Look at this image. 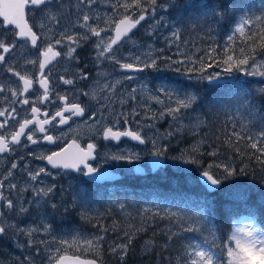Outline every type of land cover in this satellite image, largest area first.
I'll use <instances>...</instances> for the list:
<instances>
[{
	"label": "snow or ice",
	"instance_id": "obj_1",
	"mask_svg": "<svg viewBox=\"0 0 264 264\" xmlns=\"http://www.w3.org/2000/svg\"><path fill=\"white\" fill-rule=\"evenodd\" d=\"M96 4L97 0H0V17H3V20H0V26L5 22L8 25H14V28L0 30V65H5L4 70L18 78L17 88H13L7 83H0V94L10 93V96L5 97V101L9 103V108L0 110V118H3L0 121V130L8 128L9 120L16 121L18 125V130L15 132L9 131L7 137L0 133V153L15 151V148L10 147V145L26 148L29 143L32 145L43 142L49 144L57 143L59 138H54L48 134L45 125L51 124L57 118H59V124H68L73 117H83L87 109L89 110L88 118L93 121L99 122L97 117L103 119L106 112L111 117V126H102V138L104 140L119 142L122 137H129L140 144H151L153 151L150 154L155 157L153 163H158L159 157L164 156L166 153V148L160 143L161 141L167 142L177 137L185 138L191 136L194 143L185 150L190 154L185 161L186 163H200L197 157L201 155H208L213 158L218 157L221 155L223 148H229L233 152L241 154L239 142L243 140L248 149L251 150L250 153H243V155L254 158L261 166V171H264V126L261 127L256 135H252L250 131L245 133L243 128L239 132L233 130L230 133H224L223 130H220V134L205 131L206 128L210 129L211 125L202 114L196 113L198 96L195 94L169 89L164 86L155 89L158 94H152L146 85H140V91L148 93L147 98L160 105V108L154 109L151 105H147L143 113L136 108H131L128 111H117L113 107L117 86L122 85L123 81L134 79V77L124 75L122 79L109 80L112 73L102 68L106 61L117 65L122 70L137 72H142L146 69L160 71L159 61L161 59L170 61L171 64H183L185 61L173 60L171 56L154 57L151 51L144 53L143 59L140 55H132L131 58L138 62L137 64L123 62L121 59L122 53L119 47L121 42L127 44L128 41H131L133 46L137 44V41L129 33L136 29L141 22L146 21L149 8L144 5H148L154 14L155 8L159 6L158 0H115L111 4V8L115 9L117 13L121 9L125 13L131 9L139 12L138 18L135 20L132 19L131 15H124L118 23L104 21L94 11L93 6ZM26 8L29 13L33 14L32 26H29L25 21ZM101 23L108 24L114 30L115 35H107L108 29L101 27ZM257 23L264 24V16H256L254 19L242 18L235 32L245 37V42L259 36V47L264 49V27L259 32L251 35H246L245 33L246 25ZM33 27L37 31H33ZM38 31L42 32V35H38ZM7 32L13 33L15 37L11 43L7 41L5 34ZM102 33H104V36H102ZM152 34L148 33V35ZM92 37L97 39L91 45L95 49V53L91 57L90 70L88 65L83 68L78 66L79 57L76 53ZM172 37L175 40L180 38L177 32H173ZM228 39L232 40L233 37L229 36ZM38 41H42V44L38 45ZM57 45L62 46L67 62L76 65L71 72V78H65L63 75L59 77L60 83L71 86L64 95L57 91L55 82L50 88L49 77L51 76V69H49L47 74L45 73V69L52 64V61L56 57L61 56L60 51H54ZM42 46L43 51H40L39 49ZM114 46L117 47L114 48ZM18 47L19 49L27 48L29 53L36 57L27 59L26 63L33 67H38L39 75L36 78V84L38 89H43L42 94L39 93L38 89H33L34 81L29 73L25 72L22 74L21 71L16 70L13 63L6 61L5 54L13 53V50ZM148 47L151 48V45H148ZM177 48H179V45H177ZM158 51L162 53L164 49H159ZM213 51L215 49L207 53L208 57H211ZM239 52L241 54L240 57H236L234 53L226 55V58L222 61L226 65L225 72L231 73L234 70H239L245 71L248 75L264 77V71L259 70L264 65L255 64L257 45H250L249 52L252 53L251 56L245 53L244 48H240ZM179 54L190 60L191 67L187 69L189 75L192 72H199V79L201 80L211 82L219 79L218 73L207 76L203 74L207 67H212L211 63L206 65L202 58L196 60L187 57L185 53ZM11 59L15 61V54L12 55ZM250 59L254 70L248 72L245 66H249ZM171 64L167 65V67L171 68ZM171 70L181 71L179 67ZM20 82H22V86H20ZM84 82H88L90 85L88 91L77 87L79 83ZM30 90H32V94L35 97L31 101L30 111L32 117L17 120L19 113L16 105L27 106L30 104V99L26 96ZM261 91L264 92V89H261ZM136 93L137 89L132 88L128 93L129 99L135 101L137 99ZM53 94L56 101H64V104L58 106L59 110L54 112L51 119L47 118L48 112L45 111L43 113L45 119L40 120L38 117L41 109L36 104L43 102H48L49 105L54 104L55 101L50 99ZM69 95L72 98L71 103L68 102ZM161 95H163L164 99H161ZM81 96L88 98L83 107L80 102ZM127 103V100H119L121 108ZM242 103L248 107L250 114H254V105L250 101L245 98ZM97 108L99 111H97ZM65 113L69 115L66 116ZM140 116H143L144 123L136 120V117ZM130 120H136L137 131L113 130L121 122L127 125ZM165 120L168 121V127L163 133H160L157 124ZM186 120L188 121L187 123H185ZM262 124H264V120H262ZM30 126L33 127L30 128ZM145 128L154 130L151 137L147 133L141 135ZM234 128L235 126H233ZM36 133L43 135L36 137ZM21 137L25 138L23 143ZM197 137L200 138L197 139ZM212 139L223 140V144L213 147ZM72 146L78 149L74 153H70L68 148H63L58 152L52 151L51 154L29 152L28 155L35 160L46 161L47 165H50L52 169L63 170L65 173L74 170L94 180L100 177V175H96L99 170L88 162L91 159H95L93 152L96 145L88 144L87 150H85L79 148L73 141ZM205 148L208 149L206 152L203 151ZM184 155L185 153H181V157H184ZM109 158L113 161H128L131 163L140 160L141 156L138 153L124 152L121 154H110ZM21 159L24 158L21 157ZM20 167L19 164L12 163L7 174L3 179H0V238L8 236L9 233L16 236H24L26 243L17 244L18 247L36 248L37 245H43V250L46 252L52 243L69 244L67 240L56 241L53 239V241H47L35 239L41 233L52 235L53 224L49 216L61 207L67 212L69 211V206L56 201L58 186L55 183H46L44 180V177L51 178L53 176L52 171L47 167L38 166L33 168L25 161L23 164L25 185L21 187L19 184L11 182L14 177L12 170H17ZM213 168L223 169L225 179L246 172V168L237 169L231 164L213 163L209 165L208 170L202 172L203 177L212 186L221 184V179L212 172ZM6 192L8 194H5ZM12 192L16 193L15 199L11 196ZM72 207H76L75 201L72 202ZM80 207L83 208L84 204L81 203ZM120 207L124 209L125 206L121 205ZM32 216L39 219V223L36 226L21 225L25 217ZM140 216L142 220L140 226L130 225L129 229L123 231L121 241H114L109 247L110 252L117 257L120 264H126V259L130 250L133 249V244L137 237L141 233L147 232L149 227L155 226L162 221H166V225L160 228L158 233H153L154 237L159 235L162 238V242L158 243L153 238L147 239L142 247L144 255L153 254L157 250L169 253L175 251L176 256L174 258L170 256L168 264H264V231L245 225L230 231V234L218 235L220 230L212 224L202 211L194 212L190 210L181 213L170 208L157 209L155 211L146 208ZM13 219L15 222H10ZM81 219L92 223L94 218L84 212L81 214ZM116 223V221L113 222V231H115ZM97 226L100 227L102 233L106 234L109 231L107 227ZM185 234L194 235L191 239H187ZM182 237H185L184 242L181 243L180 248H176L174 241L180 242ZM104 240V235H95L91 239H85L84 242L89 247L100 248L103 246ZM71 243L76 244L78 241L72 240ZM37 250L39 251V249ZM60 251V248L56 249L57 254ZM225 253L226 259L224 258ZM26 259L28 264H34L32 257L29 256ZM47 259L49 264H64L68 257L49 254ZM79 264H84V262H79ZM88 264H96V261H89Z\"/></svg>",
	"mask_w": 264,
	"mask_h": 264
},
{
	"label": "flooded vegetation",
	"instance_id": "obj_2",
	"mask_svg": "<svg viewBox=\"0 0 264 264\" xmlns=\"http://www.w3.org/2000/svg\"><path fill=\"white\" fill-rule=\"evenodd\" d=\"M104 0H97V4L94 5L100 10L108 9L109 13H114L115 16V22L118 23L120 19L124 17V15H131L132 19L135 20L138 18L139 12L135 9L129 10L127 13H123L120 15V13H117L115 9L111 8V3L103 2ZM167 0H160L159 2L161 5H164ZM115 2V0H114ZM199 5H197V13L194 15L193 19L195 24H192V27L194 30H190L189 33L183 34L179 32V40H175L172 36L168 35H148L149 29L151 27V21L150 16L151 14L147 13V19L144 22H141L140 25L137 26L136 29H133L131 33H129L130 36L133 37L137 41L136 46H133L131 41H128L127 44H124L121 42L119 45L120 52L122 53L121 59L123 62L128 63H134L137 64L138 62L134 61L131 56L132 55H140L141 58H144V53H147L149 51L152 52V55L155 56H169L168 52V45H170V48L176 50L181 49L182 47L186 48V52L190 51L193 53V55H189L187 57L191 59H201L200 55L202 53H208L210 50L215 49V39L213 40L212 37L215 36L216 32H221L220 28V15L218 8L215 7L216 1L215 0H202V3L199 2ZM230 4V3H229ZM207 6V8H204ZM0 20H3V17H0ZM25 21L29 26L33 25V14L28 12V9H25ZM155 22V21H154ZM161 27V26H160ZM14 28V25H8L6 22L0 26V30L3 29H10ZM217 28L219 30H217ZM33 31H37L35 27H33ZM109 36H114L115 32L112 29H108L107 33ZM164 32V31H163ZM7 36V41L11 43L15 37L13 33L7 32L5 33ZM38 35H42V32L38 31ZM102 36H104V33H102ZM97 38L92 37V39L84 45V47L77 50L76 55L79 57V67L83 68L85 65H88L91 70V57L95 53V49L91 46L92 42L96 40ZM196 39L204 40L206 39L205 44H200L196 41ZM54 43V41H53ZM151 43H156L158 45L157 48H149L148 45H151ZM181 43H184L181 45ZM42 41H38V45H41ZM177 45H179V48H177ZM199 47V54H197L193 47ZM117 46H114V48ZM164 49V51L161 53L158 50ZM40 51H43V46L40 47ZM153 50H155L153 52ZM54 51H60L61 56L56 57L55 60L52 61V64H50L46 69L45 73L47 74L49 69H51V76L49 77L50 82V88L53 86V82H55V87L57 88V91L64 95L68 90L71 88V86L63 85L59 82V77L63 75L65 78H71V72L75 69L76 65L70 64L67 62L66 58L64 57V53L62 50V46L57 45L54 48ZM215 52V51H213ZM15 54L16 59L13 61L11 59L12 55ZM6 55V61L13 63L16 70L21 71L22 74L25 72L29 73L31 78L33 79V89H38V85L36 84V78L39 75L38 67H33L32 65H28L26 63L27 59H34L36 58L34 55H31L29 53V50L27 48L25 49H17L13 50V53L5 54ZM42 59V58H41ZM185 61V65H188L189 59L182 58ZM171 64L170 61H165L161 59L159 61L160 69H166L169 72L174 70L176 67H179L182 64H173L171 68H168L167 65ZM189 65H191L189 63ZM5 65H0V83H7L9 86L13 88H17V80L18 78L12 76L10 73H7L5 70ZM103 70L111 72L112 75L109 77V80L114 79H122L124 75H130L132 77H138V76H146L150 83L153 81H160L165 77V75L156 77L153 74L152 69H146L142 72H137L133 70H122L117 65L112 64L110 62H105V64L102 66ZM183 69V67H181ZM94 73V70H93ZM180 75L183 74H189L187 70L185 72H179ZM188 82L189 80L186 79ZM137 84L136 79L123 81L122 85L117 86L116 90V96L114 97V104L113 107L117 110V108H121V105L119 104V100H124V98H121V92H127L130 90V88L134 87ZM204 88L201 90L198 88V104L200 101H210L213 97V88L214 84H211L210 81L203 82L202 83ZM20 86H22V82H20ZM78 88L83 89L84 91H88L90 89V85L88 82L79 83L77 85ZM206 88H209L206 90ZM39 93L42 94L43 89H38ZM190 93V91H188ZM201 92V93H200ZM210 92V93H209ZM206 94V95H205ZM10 96V93L5 92L0 94V110L4 108H9V103L5 101V97ZM26 96L30 99V104L27 106L17 104V112L19 115L17 116V120H21V118H31L32 114L30 111V108L32 106L31 101L35 99V97L32 94V90ZM126 96V95H125ZM206 97V98H205ZM53 101H55L54 104L49 105L48 102L43 103H37L36 106L41 109V112L39 114V119L44 120L45 117L43 113L45 111L48 112V119H51V117L54 115V112L56 110H59L60 105L64 104V101H56L54 94L50 97ZM87 97L81 96L80 102L81 106L83 107L84 104L87 102ZM69 103L72 102L71 95H69ZM147 102L145 99L142 100V103L145 104ZM94 103V102H93ZM140 103V104H142ZM196 105V107L198 106ZM137 105L136 102H133L132 108H136ZM125 108H127L126 104L124 105ZM143 109L142 106L139 110ZM88 111L86 109L85 115L83 117H73L68 124L61 125L58 123L59 118H57L55 121H52L51 124L45 125V128L47 130V133L52 135L54 138H59L57 143L49 144L47 142L39 143L37 145L28 144V147H20V146H13L10 145V147H14L15 151L10 153H0V179H3L4 176L7 174V171L10 168V165L12 163H17L21 167L17 170H12L14 172V177L12 178L13 183L19 184L21 187L25 185V176L23 173V164L25 161H27L28 165L30 167H38V166H44L47 167L50 171H52L53 176L51 178L44 177V180L46 183H55L58 186L57 189V195L55 197L57 202H62L63 204H70L69 211L65 212L63 207L59 208L54 214H51L49 218H53L54 221L53 225L56 227L55 229H69L71 227V219L72 215H81L84 213L83 211L91 210L92 205L94 204H103L104 202H128L130 200L135 199H141L139 195H142L144 197H147L149 195L150 190V184L152 182L153 176H156L159 174L161 177H166L167 175H162L163 171H167V165L164 163L162 165L161 169H158L157 171H153L150 167V159L151 155L148 156L147 161L145 160L143 156V160L133 161L129 163L128 161H113L109 158L110 154H121L124 152L128 153H135V150H137V146L142 148V146L149 145V144H140L135 140H132L129 137H122L119 142L115 140H104L102 138V131L103 127L97 128L95 125L97 124V121H93L88 118ZM97 111L99 109L97 108ZM121 111V109H119ZM65 115H69L68 113H65ZM3 118H0V121H2ZM97 120H99V117H97ZM111 120V119H110ZM103 125V126H111V123ZM33 126H30V128ZM38 127V126H37ZM18 130V125L16 124V121L9 120V126L7 129L0 130V133L4 134L6 137L8 135V132H15ZM114 131H125V130H132L137 131L138 128L135 127L133 120H130L127 125H125L123 122H121L120 125L116 126ZM27 131V130H26ZM150 132V131H149ZM43 134L36 133V137L42 136ZM142 135V133H141ZM34 137V138H36ZM10 139V137H8ZM24 137H21L22 143L24 142ZM73 141H75L76 145L79 146L81 149L87 150L88 144H95L96 148L93 152V156H95V159H91L88 162L95 168H97L99 171L98 173H101L102 176L101 180H91L88 176H84L82 173L76 172L74 170L67 171L66 173L63 170H57L52 169L50 165H47L46 161H39L35 160L33 157L29 156V152L33 153H41L44 154H51L52 151H61L63 148H68L70 153L76 152L78 149L73 145ZM74 148V149H73ZM23 157L24 159H21ZM218 157H221L218 156ZM218 158L215 157V161ZM212 160L214 161L213 157ZM164 168V169H163ZM107 172V174L104 176L102 173ZM161 173V175H160ZM109 177V178H107ZM121 179V180H120ZM7 183V182H6ZM112 188H111V187ZM199 186V185H197ZM113 190V191H112ZM112 191V192H111ZM109 192V193H108ZM5 194H8L7 192ZM118 195V196H117ZM120 195V196H119ZM11 196L13 199L16 198V193L12 192ZM29 198V197H26ZM143 200H146V198H142ZM75 201L79 206L81 203L84 204V207H72V202ZM90 209H89V206ZM59 221L57 222V218H59ZM10 222H15V220H10ZM34 216L32 217H25L21 225H34L35 223ZM72 232V231H70ZM14 243V235L12 233H9L8 236L0 238V249H4L6 245L11 246ZM40 245L39 247H41ZM38 247V248H39ZM36 249V248H34Z\"/></svg>",
	"mask_w": 264,
	"mask_h": 264
},
{
	"label": "rangeland",
	"instance_id": "obj_3",
	"mask_svg": "<svg viewBox=\"0 0 264 264\" xmlns=\"http://www.w3.org/2000/svg\"><path fill=\"white\" fill-rule=\"evenodd\" d=\"M159 1L160 0H158L159 6H157L155 8L154 14L152 13V10L148 5H144L145 7L149 8L148 14H151V16H150L151 27L149 29V32L153 33L152 34L153 36L160 35V34L163 36H165V35L172 36L173 32H177L178 34H179V32H181L183 34L189 33V31L191 30V28L190 29L188 28L189 25H191V23L195 24V22H196V21H194V19H192V15L197 13V10H196L197 5H199L198 4L199 2L202 3V0H167L164 5H161V3ZM103 2H105L107 4H108V2H110L111 4H113L114 0H104ZM93 8H94V11L98 15H100L104 21H111L112 23L115 22L114 13L110 14L108 9L100 10L95 6H93ZM243 10L245 11V9H243ZM119 13L121 15L125 12L121 9ZM244 16L245 17L240 16V20L242 18L254 19L256 16H264V0L260 1L258 3H255V2L251 3V5L248 7V9H246V13H244ZM239 23L235 26L234 31L230 32L229 34H226L224 36V38L217 37L216 35L212 37L213 40L215 39V46H217L218 49L216 50V52H212L211 57H208L207 53H202L200 55V57L202 59H204L206 65L208 63L212 64V67H207L206 71L203 74L205 76H207L209 74L218 73L219 76H223V77H227V78L231 77L233 81H237V80L248 81V80L252 79V80L257 82L259 88L264 89V77H261L259 75H256V76L248 75V74H246L245 71L234 70L231 73H228V72H225V70H224L226 65H224L222 63V61L226 58V55L234 53V55L236 57H240L241 54L239 52V49L244 48L243 46L236 45V43L234 42V41H236L235 39L237 37V32H235V29L239 26ZM255 25L260 26V23H257ZM101 27H104L106 29H111L108 24H104V23H101ZM250 29H255L254 24H251L249 26L248 30H250ZM245 32H246V29H245ZM108 34H110V33L108 32L107 35ZM229 36H232L233 39L229 40L228 39ZM196 41L200 44H205L206 39H204V40L196 39ZM183 44L184 43H181V45H183ZM151 46L154 49L158 47V45L156 43H151ZM168 47H169V49H168L169 56H171L173 60H183L182 58H185V56H182L179 53H185L186 56L193 55V53L190 52L191 50L188 51V53L186 52V48H185L186 46L182 47L181 49H176V50L170 48V45H168ZM247 47H250V45H248ZM193 49L197 54H199V47L198 46L193 47ZM257 50H258V54H256L255 64L256 65H264V51H263L264 49H261L260 47H258ZM154 51L155 50H153V52ZM245 53H247L249 56L252 55V53L247 52L246 49H245ZM189 63H190V61H188V65L187 64L185 65V62H184L180 66V69H181V67H183V69H181L180 72H185L189 67H191V65H189ZM171 66H173V64H171ZM245 67L247 68L248 72H251L254 70V66L252 65L251 59L249 62V66H245ZM259 70L264 71V67H261ZM153 74L156 77L157 76L160 77L163 75H165V77L163 79H161L160 81H153L152 83L149 82V80L147 79L146 76L134 77V79H136V81H137V84L132 88L137 89V93H136L137 99L135 101L129 99L128 93L130 92V90L132 88H130V90L127 92H121V98L122 99L124 98V100L128 101V103L126 104L127 108H125L124 106H123V108L119 107V108H117V111H119V109H121V111L130 110L132 108L133 102H136V104H139V105H137L136 109L138 111H140L141 113H143L146 110L147 105H151L154 109L160 108V105H157L153 100L147 98L148 93L140 91V85H146L147 88L149 90H151L152 94H158L155 92V89H158L161 86H164L166 88L177 89L179 91H187V92L190 91L191 94L198 95L197 89L199 88L201 90L202 88H204L202 83L208 81V80L199 79V72H192L190 74L191 78H190L189 74L180 75L179 72H176V71L169 72L166 69H162L160 71L153 70ZM186 79H188L189 81L187 82ZM231 84H233V83H231ZM208 89L209 88H206V90H208ZM143 99H145L147 101V102H145V104L142 103ZM161 99H164L163 95H161ZM242 99H243V101L245 100V98H242ZM247 101H248V99H247ZM140 103H142V104H140ZM141 106L143 109L139 110ZM114 107H115V104H114ZM247 109H248V107H246L242 102L238 106H234V108H232L230 110L231 117H232L231 122L233 124H235V126H236L235 129L238 132L241 131V129L243 128V131L245 133L250 131L252 135H256L259 130L254 129L249 123H247V121H245L246 117L242 113V112L246 111ZM110 119H111V117L106 112L104 118L103 119L99 118V120H98L99 122H97V124L95 126L97 128H100L101 126L109 123ZM136 120H139L141 123H144L143 116L136 117ZM136 120H133V122H134L135 127L138 128ZM149 122H151V121H149ZM167 122L168 121L165 120L164 122L157 124V128L159 129L160 133H163L164 130L168 127ZM187 122L188 121L186 120L185 123H187ZM214 127H219V125L214 124ZM229 128H231V127H229ZM231 130L232 129H230V132H232ZM153 131L154 130H149V129L145 128L144 132H142V135L147 133V135L149 137H151L153 135ZM210 133H212V132H210ZM197 139H199V137H197ZM220 141H223V140H220ZM160 143L163 144V146L166 148V153L167 152L170 153L168 156L165 153V155L161 156V157L163 159H165L166 165L170 164V165H172V167H175L174 170H176V172H178L180 174H182L186 171H190V172L193 171L194 172L195 165H199V164H193V163H186L185 161H186V159L189 158L190 154L187 153L184 149H182L185 152V155H184V157H181V153H183V152L181 150H177L175 148L176 145H178V144L179 145L185 144V145H189V146H186V149H188L194 143L192 137H190V136H187L185 138L177 137V138L172 139V140L167 141V142L161 141ZM151 151H153V149H152L151 144H149V145L142 146V148L137 146V150H135V153H138L141 156L140 161L143 160V156H144L145 160L147 161L148 156L151 155L150 154ZM221 155H223V156L219 162L220 164H231L233 166L232 159L229 155H227L225 153H221ZM161 157H159V158H161ZM153 159L155 160V157ZM213 159H214L213 163H216L215 158H213ZM158 163H159V160H158ZM158 163H154V168L157 167ZM177 169H179L180 171ZM200 169L201 170L197 171L198 174H202L203 171H206L209 168H205V167L200 166ZM169 172H171L172 177H174V175L176 174V173L172 172V168L168 167L167 171L162 172V175H167ZM213 173H215L216 175L220 174L217 171H213ZM160 175H161V173H160ZM222 177L224 178V176H222ZM261 179H262V176H261ZM195 182H198V181L196 179H191L190 185H191V183L193 184ZM231 183H232V180H231ZM260 185H261V188L258 187L257 185H254V187L251 190H250V186H248V185H244L241 187L237 186V189L233 187L232 192H230L229 195L231 197H235L236 199H238L240 201L241 200L246 201L245 200L246 195L253 192V193H256L258 196H260L262 200H264V176H263V180H262ZM230 189H231V185H230ZM185 190L187 192H189V191L192 192V190H189V188H186ZM203 193H204L205 198L209 199V197H207L205 191H203ZM156 204H158V206H156ZM67 205L70 206L69 203ZM121 205L125 206L124 209H121V207H120ZM88 206L90 209L91 205H88ZM76 207L78 208L80 206L76 203ZM146 208L152 209L153 211H155L157 209H161V210L166 209L167 207H166L165 202L157 201L156 196H153L149 200L135 199V200H130L128 202H104L103 204H94V205H92L91 210H88V211L84 210L83 212H87L88 215L91 217H98L99 215H106L107 213H109L110 210H112L111 213L113 215H117V216H115L117 222H119L123 226L126 225V228H128L129 224H132V221H130L132 218H136L139 224L142 223L140 214ZM168 208L175 210V211H179L176 206H170ZM184 212H187V211L184 210ZM75 216L81 217V215H75ZM119 216L122 218V220L119 219ZM34 218H35L36 222L32 226H36L39 223V219L35 216H34ZM49 219L51 220V222L53 224L54 216H53V218H49ZM59 219H60V217L57 218V222L59 221ZM245 225H248V226H250L256 230L264 231V230L260 229L256 225V223L252 222L251 219L247 218L245 215L241 216V217H237L234 219L233 230H235L238 227H244ZM29 226H31V224ZM92 226H94V225H92ZM55 227L56 226L53 225L52 235H44L43 233H41L38 236H36L35 239H43V240H47V241H53V239H55L56 241L67 240V241H69V244L61 245L59 243H52L51 246L48 248V251L46 252L43 250L44 249L43 245L41 247H39L40 245H37L36 249L24 247V246L18 247L17 244H25L26 243V238L24 236L14 235V243L11 246L6 245L4 249L3 248L0 249V264H28V261L26 258L29 256L33 258L34 264H49V261L47 259V256L49 254H51L53 256H57V255L61 256L64 253H73V254L77 253L78 255H82V256H94L96 258L101 257V252L103 251L104 246H102L100 248H97L95 246L89 247L84 241H85V239H91L95 235H104L105 236V233H102L99 231H94L93 229H89L87 227V225H85V224H79L78 218H77V220H75L74 218L71 219L70 230L69 229H55L54 230ZM70 231H72V232H70ZM72 240H77L78 243L72 244L71 243ZM120 241H121V239L118 238L117 242H120ZM110 246H108V249ZM57 248L61 249L59 254L56 253ZM37 249H39V251Z\"/></svg>",
	"mask_w": 264,
	"mask_h": 264
},
{
	"label": "trees",
	"instance_id": "obj_4",
	"mask_svg": "<svg viewBox=\"0 0 264 264\" xmlns=\"http://www.w3.org/2000/svg\"><path fill=\"white\" fill-rule=\"evenodd\" d=\"M222 5L225 6L226 3L223 2L221 6ZM258 42L259 40L255 38L253 40H250V42L248 41L242 42L241 44L244 46L246 51L249 52V47L247 46L256 44L258 47L259 46ZM257 53H258V50L256 54ZM244 84H246L247 87ZM243 89L248 90V92L244 93V97L248 98V101H250L251 104L254 105V114H250L248 110V113L246 115L252 119L255 117L256 119L264 120V114L262 112L260 105H258V103H260L259 95L251 80L233 81L231 106L239 105L243 101L242 99ZM215 101L218 102V99L216 98ZM203 110L207 114V110H208L207 106H204ZM215 114H217L221 118L219 113H215ZM208 116H207L206 121H208L211 125L209 131L210 132L213 131L214 134H219L220 130H222L224 126H227L229 124L227 121L226 122L221 121V120H224L222 118L221 120L215 119L212 121L213 123L217 122L219 127H214V124H211V121H209ZM255 123L257 125L264 126V124H262L261 121L255 120ZM230 125H229V127H231L230 129H232L231 131L233 130L237 131L235 129L236 128L235 124L230 122ZM233 126H235L234 129H233ZM205 131H208L207 128L205 129ZM211 142H212L213 147L223 144V141L215 140V139H212ZM186 146H189V145H185V144L179 145L178 144L176 145L175 148L185 153L182 149L186 150ZM239 148L241 149V154H237L229 148L222 149V153H225L231 157L232 162H233V167L237 169L246 168V172L244 174H237V175L229 177V179L232 180V183H231L232 187L237 188V186L241 187L244 185H248L250 186V190H251L254 187V185H257L258 187L261 188L260 184L263 180L264 171H261V166L256 162L254 158H251L248 155H243V153H250L251 151L250 149H248L246 143L243 140L239 142ZM203 151L206 152L207 148L203 149ZM167 154L169 155L170 153L167 152ZM197 159H199L200 161V163H197V164H199L202 167H206V166L209 167L210 163L213 161L212 158L209 157L208 155H201L197 157ZM204 163L206 165H204ZM199 165H195V166H198V168H200ZM186 172L179 174L180 176L175 174L174 177H172L171 174H169V176L164 177V178L159 176V174H157L156 176H153L148 196L156 195L159 199L165 200L166 202L171 200L170 203H172L173 205H178L179 202H177L178 200L176 199L182 200L183 196H186V193L189 194L190 191L182 192L181 189H175L174 187H178L176 183L177 180H179L178 184H180L182 180H185L186 182H184V188L188 187L189 190H192V193L189 194L191 199L187 197L188 207H189L187 211H190V210L194 211L195 206L197 205L198 201L194 197V194H197V193L194 192L193 187L199 188L201 187V185L198 182H195L192 185H190L187 182ZM191 173L192 175H195L196 171L194 172L191 171ZM261 176H262V179H261ZM171 180L174 181V186L171 183ZM220 191L223 192V188ZM245 200L246 201H242V200L240 201L236 199L235 197H231L230 195L227 196L226 198L224 197L215 198L218 209H214L215 212L213 214L211 212V214H208V215L206 214V216L212 222V224L217 226L218 229L220 230V232H218V235L230 234V231L233 230L234 219L237 217L244 216V215L253 216L254 218L258 220L259 226L261 228H264V203L262 202L263 200L261 199V197L258 196L256 193L252 192L246 195ZM224 208H227V210H224ZM111 212L112 211L110 210L109 213H107L106 215H99L98 217H93L94 219L92 223L82 220L81 217L79 216H75V215L72 216L75 220H77L78 218V222L87 225L89 229H93L94 231L101 232L100 227H98L97 225L107 227L109 229V231L105 234L106 237H105V240L103 241L104 249L101 252V258H100L102 264H120L117 257L114 256L110 252V250L108 249V246L112 245L114 241L117 242L118 238L122 239L123 231L126 229H129V227L126 228V225L123 226L122 224L117 222L115 218V216L117 215H113ZM119 219L122 220L120 216H119ZM114 221L117 222L115 225V231L112 230L114 227L113 226ZM130 221H132V224L128 223L129 226L130 225H135L136 227L140 226L136 218H132ZM166 223H167L166 221L159 222L155 226L149 227L147 232H143L137 237V239L134 241L133 249L130 250L129 255L126 259V264H168V260L170 256L173 258L176 256L175 251L169 253L166 251L161 252L160 250H157L155 253L150 254V255H144L142 251L144 242L147 239L153 238V239H156L158 243L162 242V238L159 235H156L154 237L153 233L154 232L158 233L159 229L163 228L166 225ZM193 235L194 234H185V237L187 239H191ZM185 237H182L180 242L174 241L176 248H180L181 243L184 242L185 240ZM224 258L226 259V254H224Z\"/></svg>",
	"mask_w": 264,
	"mask_h": 264
},
{
	"label": "water",
	"instance_id": "obj_5",
	"mask_svg": "<svg viewBox=\"0 0 264 264\" xmlns=\"http://www.w3.org/2000/svg\"><path fill=\"white\" fill-rule=\"evenodd\" d=\"M156 168H158V167H156ZM106 174H107L106 172L102 173V175H104V176ZM101 177L102 176H100V178H97L96 180H101L102 179ZM107 178H109V177H107ZM89 179L92 180L91 177H89ZM201 179L210 189H214V187H212V185L210 186V182L206 181V178L203 179L201 177ZM66 257H68V259L64 262V264H79V262H84V264H88L89 261H93V259H82V258H79V257H76V256H68V255H66ZM94 261H96V260H94ZM96 264H100V263L96 261Z\"/></svg>",
	"mask_w": 264,
	"mask_h": 264
},
{
	"label": "bare ground",
	"instance_id": "obj_6",
	"mask_svg": "<svg viewBox=\"0 0 264 264\" xmlns=\"http://www.w3.org/2000/svg\"><path fill=\"white\" fill-rule=\"evenodd\" d=\"M205 95H206V94H205ZM205 98H206V97H205ZM197 104H198V103H197ZM254 129H255V128H254ZM188 143H189V142H188ZM188 143H187V144H188ZM191 144H192V143H191ZM191 144H190V145H191ZM179 149H181V148H179ZM174 168H175V167H174ZM177 170H179V169H177ZM179 171H180V170H179ZM120 180H121V179H120ZM150 185H151V184H150ZM110 187H111V186H110ZM111 188H112V187H111ZM112 191H113V190H112ZM112 191H111V192H112ZM108 193H109V192H108ZM117 196H118V195H117ZM119 196H120V195H119ZM154 196H155V195H154ZM119 202H120V201H119ZM141 203H142V202H141ZM144 204H145V203H144Z\"/></svg>",
	"mask_w": 264,
	"mask_h": 264
}]
</instances>
